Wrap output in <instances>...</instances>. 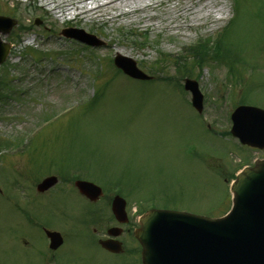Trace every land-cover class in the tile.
<instances>
[{"label":"rangeland","instance_id":"374dc122","mask_svg":"<svg viewBox=\"0 0 264 264\" xmlns=\"http://www.w3.org/2000/svg\"><path fill=\"white\" fill-rule=\"evenodd\" d=\"M107 1L0 0V15L17 19L19 25H32L30 32L17 27L5 38L12 42L19 35L24 40L9 56L11 75L16 76L21 68L28 73L17 84L24 98L0 106V139L15 146L18 138L24 139L18 149L0 146V151L8 149L4 155L0 153V264H38L47 248L43 230L29 223L24 211L41 217L50 230L68 232L70 238L57 255L65 263L72 256L76 259L73 264H134L136 258L125 257L134 256L129 243L118 257L104 252L92 239V227L86 226L88 218L82 210L88 202L63 182V178H70L69 172L60 173L59 184L48 193L36 192L43 178L57 174L51 169L55 165H86L90 176L84 172V177L92 180L94 176L98 179L94 182L107 190L110 186L104 180L122 182L134 190L135 201L128 196L131 203L147 199V207L219 218L231 206V175L244 164L264 159V151L253 152L232 137L216 136L207 126L216 132L229 130L233 105L243 93L250 94L247 102L264 108V27L256 13L264 0L244 1V13L230 32L241 57L234 80L229 82L225 65L213 62L206 64L199 79L197 68L189 77L198 80L205 96L200 116L190 104V95L175 84H132L124 79L115 80L105 97L87 110L79 103L88 100L112 75L106 69L108 78L95 82L96 69L87 57L98 54L105 68V59L120 53L134 58L150 74L160 53L183 56L201 38L215 39L233 19V0H118L78 15ZM37 8L42 11H35ZM42 12H47L45 20ZM218 17L223 19L218 21ZM36 20L41 25H36ZM70 27L82 28L105 44L97 49L75 45L74 40L60 35L62 29ZM120 29L147 33V47L141 49L120 35ZM31 46L53 58L36 64L25 55V48ZM162 71V76L176 74L172 64ZM69 109L66 115L54 117ZM38 129L33 150L28 152L25 147ZM105 194L97 203L111 215L107 204L113 193ZM54 197L57 204L79 209V220H69L70 211L65 217Z\"/></svg>","mask_w":264,"mask_h":264},{"label":"water","instance_id":"95a60500","mask_svg":"<svg viewBox=\"0 0 264 264\" xmlns=\"http://www.w3.org/2000/svg\"><path fill=\"white\" fill-rule=\"evenodd\" d=\"M15 20L0 17V33L7 35ZM63 35L91 45L102 44L84 31L65 30ZM11 45L0 38V64L9 54ZM115 64L128 76L149 80L136 63L117 56ZM186 89L192 92L193 105L201 113L203 96L193 81H186ZM232 133L244 144L264 148V111L240 107L232 115ZM58 182L49 177L38 185L45 192ZM76 186L90 200H97L102 190L92 183L79 181ZM234 207L222 219H209L187 213L152 210L140 221L136 232L143 246L144 264H264V160L256 161L254 168H247L232 186ZM125 201L116 197L113 211L121 221L125 218ZM51 248L57 249L63 242L57 232L47 231ZM113 252L120 251V243H102Z\"/></svg>","mask_w":264,"mask_h":264},{"label":"flooded vegetation","instance_id":"af4514ba","mask_svg":"<svg viewBox=\"0 0 264 264\" xmlns=\"http://www.w3.org/2000/svg\"><path fill=\"white\" fill-rule=\"evenodd\" d=\"M72 191H74V189H72ZM74 192L76 193V191H74ZM96 203H88V207L85 210L87 212L86 217L88 218V220L86 221V226L92 227V229H91L92 231L90 234L92 239L99 245V242L101 239L110 238L108 235V232L110 229H112L114 227L121 229L122 232L120 233L118 238H116V240H119L120 242H122L123 245L129 243L131 246V252L130 253L134 254V257L136 258V260L134 261V264H140L137 261V257L140 254V245L135 240L134 235H133L134 230L139 226V215H138L139 210H133V209L127 208V212H128L127 220L124 223H121L115 218L113 213L111 215H109L108 213H106L105 208L99 207L98 203L97 204ZM111 204H112V202L111 203L108 202L107 206L111 207ZM69 211H70V216H72L69 220H79L77 217L78 216L77 214L79 213V209L77 210L75 207H71V208L65 207L62 214L65 217H67L69 214ZM104 220H106V222H103ZM73 225H77V224H73ZM69 238H70V236H69L68 232H66V234L64 235V244H67V241ZM75 238H76V236H75ZM74 242H75V240H74ZM106 253H108V252H106ZM108 254H110V253H108ZM71 258H72V256L68 257L67 263H65L63 258H62L63 261L58 258L57 262L55 264H73V263H75L76 259H74V258L71 259ZM48 264H50V261L48 262Z\"/></svg>","mask_w":264,"mask_h":264},{"label":"trees","instance_id":"16d2710c","mask_svg":"<svg viewBox=\"0 0 264 264\" xmlns=\"http://www.w3.org/2000/svg\"><path fill=\"white\" fill-rule=\"evenodd\" d=\"M244 1H246V0H233V7H234V11H235V13H236V19L234 20V21H232L231 23H230V27H229V29L226 31V34H225V36H224V38H223V40L225 41V42H227V37H228V35H230V32H231V29H233L232 27L237 23V21H238V17H239V15H240V13L243 11V8L245 7V5H244ZM135 36V40H137L139 37L138 36H136V35H134ZM222 46H223V48H225L226 49V44H223V43H221L219 46H216L215 48H214V50L213 51H215L216 53H217V55L216 56H218V55H220L221 53L219 52V51H223L222 50ZM208 47V46H207ZM228 47V46H227ZM203 47H201V49H202ZM227 50V49H226ZM35 53H36V56H39L41 53H39V52H36L35 51ZM207 56V55H206ZM39 59V58H38ZM204 59H205V57H203V61H204ZM167 61L164 59V60H161V63H166ZM153 69H157L158 68V66L157 65H153V67H152ZM187 72V69L183 66V67H178V73L179 74H183V75H185V73ZM6 77H7V75H6ZM5 86H6V83H5ZM4 86V82H3V79L2 80H0V95L2 94V90H5L6 89V87ZM105 88H106V85H104L102 88H101V92L102 91H104L105 90ZM99 95H100V91L98 90V92H96V98L97 97H99ZM0 101H1V99H0ZM96 100H94L93 102H95ZM10 143L9 142H5V141H3V140H0V146H7V145H9ZM63 166V165H62ZM62 166H60V168H64V167H62Z\"/></svg>","mask_w":264,"mask_h":264},{"label":"bare ground","instance_id":"6f19581e","mask_svg":"<svg viewBox=\"0 0 264 264\" xmlns=\"http://www.w3.org/2000/svg\"><path fill=\"white\" fill-rule=\"evenodd\" d=\"M115 1H118V0H108L107 2H104V3H102V4H100V5H98V6H96L93 10H90V11H82V12H80L78 15L80 16V17H82V15H86V14H88L89 12H95L97 9H99L100 7H105V6H109V5H111V4H113ZM66 6V3H63V7H65ZM126 6V5H125ZM63 7H59V8H63ZM201 10V9H200ZM200 10H198L197 12H199ZM64 13V12H63ZM199 17H201L200 15L199 16H197L196 18H199Z\"/></svg>","mask_w":264,"mask_h":264}]
</instances>
